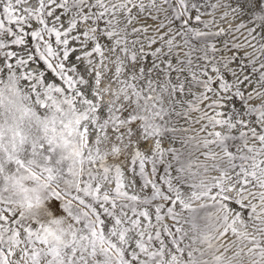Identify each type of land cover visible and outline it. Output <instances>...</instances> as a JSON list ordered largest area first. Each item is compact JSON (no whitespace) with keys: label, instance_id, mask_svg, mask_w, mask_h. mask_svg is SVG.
Here are the masks:
<instances>
[{"label":"snow or ice","instance_id":"obj_1","mask_svg":"<svg viewBox=\"0 0 264 264\" xmlns=\"http://www.w3.org/2000/svg\"><path fill=\"white\" fill-rule=\"evenodd\" d=\"M0 264H264V0H0Z\"/></svg>","mask_w":264,"mask_h":264}]
</instances>
